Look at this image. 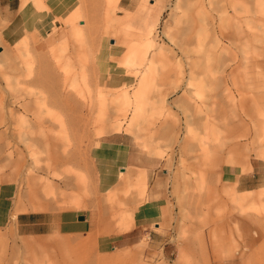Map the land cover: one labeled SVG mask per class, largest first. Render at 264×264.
I'll return each instance as SVG.
<instances>
[{"label":"rangeland","instance_id":"rangeland-1","mask_svg":"<svg viewBox=\"0 0 264 264\" xmlns=\"http://www.w3.org/2000/svg\"><path fill=\"white\" fill-rule=\"evenodd\" d=\"M57 1L0 14V264H264V0Z\"/></svg>","mask_w":264,"mask_h":264},{"label":"crops","instance_id":"crops-1","mask_svg":"<svg viewBox=\"0 0 264 264\" xmlns=\"http://www.w3.org/2000/svg\"><path fill=\"white\" fill-rule=\"evenodd\" d=\"M48 8L38 9L33 1H28L24 7L21 6V0H0V14L3 21L7 24L17 23L23 30L28 32L37 30H49L52 25H56L54 15L57 14V0H43ZM111 144H125L122 140H116L120 136L110 134ZM109 145V144H108ZM131 152L126 159V164H132ZM254 176L251 174H243L238 178L237 185L241 186L243 191L253 189L251 185ZM110 183L106 178H103V185ZM10 193L7 188L0 186V226L8 223L10 218V208L4 205V200L8 199ZM46 212H20L16 215L17 230L22 234H38L41 232L58 231L61 233L78 234L86 231V219H81L80 215L73 214L72 210L60 212L56 216L46 218ZM44 217V218H43Z\"/></svg>","mask_w":264,"mask_h":264},{"label":"bare ground","instance_id":"bare-ground-1","mask_svg":"<svg viewBox=\"0 0 264 264\" xmlns=\"http://www.w3.org/2000/svg\"><path fill=\"white\" fill-rule=\"evenodd\" d=\"M65 184V182H63ZM72 208H75V207H72Z\"/></svg>","mask_w":264,"mask_h":264},{"label":"water","instance_id":"water-1","mask_svg":"<svg viewBox=\"0 0 264 264\" xmlns=\"http://www.w3.org/2000/svg\"><path fill=\"white\" fill-rule=\"evenodd\" d=\"M80 218H81V219H83V217H82V216H81Z\"/></svg>","mask_w":264,"mask_h":264}]
</instances>
